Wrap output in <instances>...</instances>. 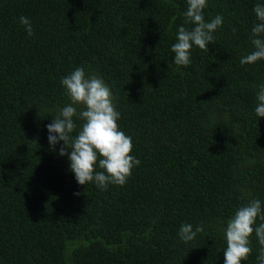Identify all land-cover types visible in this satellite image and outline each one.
Returning a JSON list of instances; mask_svg holds the SVG:
<instances>
[{
    "label": "trees",
    "instance_id": "1",
    "mask_svg": "<svg viewBox=\"0 0 264 264\" xmlns=\"http://www.w3.org/2000/svg\"><path fill=\"white\" fill-rule=\"evenodd\" d=\"M256 4L207 0L205 21L223 24L184 67L171 45L193 27L187 0H0V264H224L228 220L251 200L264 208V60L240 63ZM77 67L109 86L132 139L140 164L123 186L79 185L64 142L49 144ZM184 224L204 231L184 243ZM250 247L241 264H259L255 232Z\"/></svg>",
    "mask_w": 264,
    "mask_h": 264
},
{
    "label": "clouds",
    "instance_id": "2",
    "mask_svg": "<svg viewBox=\"0 0 264 264\" xmlns=\"http://www.w3.org/2000/svg\"><path fill=\"white\" fill-rule=\"evenodd\" d=\"M187 3L184 23L193 27L189 30L180 26L176 36L177 42L171 45V51L174 53L173 63L184 67L191 64L193 46L209 51V44L216 42L214 33L223 24L221 15H217L210 22L205 21L203 9L207 7V0H187ZM253 11L259 21L251 29L250 39L254 51L241 58V65L264 60V6L256 4ZM19 22L28 36L34 35L29 18L20 16ZM235 31L236 29H233L234 33ZM61 85L71 103L63 107L47 125L48 141L52 149L55 150V145L60 141L64 142L59 149V155L68 156L70 170L75 174L79 185L93 182L101 190H107L109 184L125 185L133 167L138 166L140 161L131 155V137L119 129L117 121L120 113L114 106L109 86L101 78L86 76L83 67H77L64 76ZM256 97V115L264 117V84L260 85ZM77 106H83V110L78 112ZM74 117L84 121L75 137L71 135L77 128ZM97 161L103 171H96ZM257 219L262 223L254 228ZM203 231L202 225L193 230V225L184 224L181 225L178 235L184 243H188L196 238L197 233ZM253 232L261 246L257 259L259 264H264V208L259 199L241 206L228 220L225 228L227 246L224 250V264H241L248 259L252 253L250 238Z\"/></svg>",
    "mask_w": 264,
    "mask_h": 264
}]
</instances>
